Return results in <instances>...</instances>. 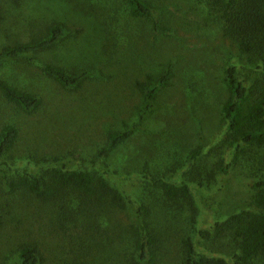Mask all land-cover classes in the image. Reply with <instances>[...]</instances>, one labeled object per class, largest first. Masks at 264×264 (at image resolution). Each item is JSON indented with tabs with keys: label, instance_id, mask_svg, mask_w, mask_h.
Here are the masks:
<instances>
[{
	"label": "rangeland",
	"instance_id": "rangeland-1",
	"mask_svg": "<svg viewBox=\"0 0 264 264\" xmlns=\"http://www.w3.org/2000/svg\"><path fill=\"white\" fill-rule=\"evenodd\" d=\"M151 1L159 7L166 34L154 36L146 20L130 16L124 0H0V48L30 39L53 21L67 28L53 50L31 56L33 61L0 64L1 78L41 98L39 109L27 114L0 94V128L10 123L18 130L14 146L0 157V264H18V247L26 241L39 245L47 264H59L58 259L74 250L70 231L55 222L49 207L22 191L10 192L3 183L4 174L40 173L55 159L97 172L134 205L140 201L152 207L150 221L163 240L157 257L150 261L147 252L138 260L134 244L122 240L140 236L137 221L129 208L114 209L108 220L99 219V229L92 230L97 245L91 254L97 264H182L181 240L187 235L196 253L232 261L238 251L230 232L203 238L199 231L229 213L253 209L252 182L255 174L264 172V145L242 146L244 152L236 160L233 147L213 150L224 132L219 110L228 95L224 68L245 63L222 36L203 0ZM44 62L90 73L80 88H66L42 72ZM166 63L173 64L174 76L158 92L153 109L139 119L142 99L135 81ZM134 124L126 141L102 152L110 130ZM197 144L203 145L198 163L204 170L218 159L230 167L208 184L189 182L193 211L197 209L192 223L187 208L163 209L149 180L155 176L181 181L190 167L187 155ZM107 223L112 230L106 229ZM253 264H264V253Z\"/></svg>",
	"mask_w": 264,
	"mask_h": 264
},
{
	"label": "trees",
	"instance_id": "trees-1",
	"mask_svg": "<svg viewBox=\"0 0 264 264\" xmlns=\"http://www.w3.org/2000/svg\"><path fill=\"white\" fill-rule=\"evenodd\" d=\"M17 1V0H14ZM202 1V0H197ZM215 20L223 37L228 38L234 46L237 56L244 61L242 67L228 64L224 68L223 81L228 95L220 103V114L224 123V132L220 141L214 145L215 151L234 149V160L244 152L242 146L264 145V0H203ZM130 16L146 20L154 36L166 34L168 27L159 17V7L151 0H124ZM66 25L61 21H53L43 26L37 34L26 41L16 40L0 48V64L11 59H29L38 53L53 50L66 34ZM68 34V33H67ZM42 72L50 79L66 88H80L88 78L89 69L71 71L54 62L41 64ZM239 68L251 74L240 72ZM174 76L173 64L166 63L162 69L147 72L143 79L135 81L142 105L139 119L154 107L158 92L170 84ZM0 94L10 103L27 114L39 109L41 98L36 94L23 90L0 77ZM133 126L119 130L112 129L107 134L106 146L102 152L107 153L117 148L132 134ZM17 128L10 123L0 128V157L15 144ZM203 145L197 144L190 150L187 160L190 167L183 172V179L172 182L161 177L152 176L150 188L158 195L156 202L163 209L190 211V222L194 223L197 215L189 182L198 185L208 184L217 174H227L230 163L222 159L214 162L209 170H204L198 163L202 156ZM264 170V169H263ZM4 186L10 192L22 191L52 210L53 219L62 228H68L72 236L74 250L66 259H58L59 264H97L96 255L91 248L97 245L92 232L100 226L99 219L105 221L114 214V209H128L137 221L140 236L124 239L123 243L132 242L138 254V260L149 255L153 261L157 257L161 236L157 226L150 221L152 207L144 202L133 204L127 194L120 191L101 174L77 169L56 159L40 173L22 172L16 177L4 174ZM254 190L251 205L253 209H240L229 213L222 220H216L208 230H201L203 238L219 237L230 232L237 242L238 251L233 254L232 261L223 256L196 253L191 238L187 235L181 240L183 253L182 264H253V259L264 253V172L255 174L252 182ZM191 210H190V209ZM126 211V210H125ZM129 226V225H128ZM134 225L130 224V227ZM123 227V231H126ZM108 230L112 227L107 223ZM137 230V227L134 226ZM128 230L129 227H128ZM138 250V251H137ZM126 251L124 250V253ZM18 264H47V258L37 243L26 241L18 247ZM102 257V256H101ZM109 257V255L104 256ZM103 258V257H102ZM132 261V259H130ZM135 264V263H134Z\"/></svg>",
	"mask_w": 264,
	"mask_h": 264
}]
</instances>
